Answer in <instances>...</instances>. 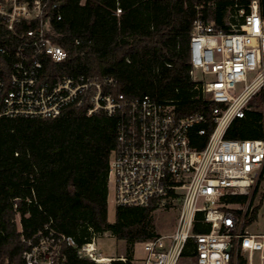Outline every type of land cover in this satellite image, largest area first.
Listing matches in <instances>:
<instances>
[{
    "label": "built area",
    "instance_id": "1",
    "mask_svg": "<svg viewBox=\"0 0 264 264\" xmlns=\"http://www.w3.org/2000/svg\"><path fill=\"white\" fill-rule=\"evenodd\" d=\"M235 6L228 12V30L194 21L191 75L211 112L178 116L173 104L149 94L110 92L111 77L48 78L44 58L61 62L68 55L52 38V16L62 17L59 4L0 0V117H54L71 105H86L89 115L118 113L117 147L109 164L116 205L180 202L175 230L143 242V264H264V231L256 230L264 217V12L260 0ZM196 71L202 75L196 77ZM236 119L253 122L245 137L227 136ZM195 129L208 135L203 147L193 144ZM98 237L92 234L79 246V256L95 264L127 260L104 256ZM63 239L51 231L24 252L27 264H66ZM67 241L75 245L71 237Z\"/></svg>",
    "mask_w": 264,
    "mask_h": 264
},
{
    "label": "trees",
    "instance_id": "2",
    "mask_svg": "<svg viewBox=\"0 0 264 264\" xmlns=\"http://www.w3.org/2000/svg\"><path fill=\"white\" fill-rule=\"evenodd\" d=\"M248 1L49 0L62 15L52 16L53 41L68 55L61 62L44 58L46 76L111 77L112 93L149 94L173 104L178 116L210 115L211 104L191 75L194 21L228 30L229 10ZM120 120L104 110L89 115L86 105H71L54 117H0V264H27L24 252L51 231L65 238L60 251L66 264H95L79 256L78 247L107 232L128 244L127 260L110 264H132L135 244L160 235L152 219L156 201L116 205L115 220H109V164ZM252 123L236 119L227 136L245 137ZM206 126L210 132L213 121ZM191 137L197 147L208 139L196 129ZM188 244L192 251L194 242Z\"/></svg>",
    "mask_w": 264,
    "mask_h": 264
},
{
    "label": "rangeland",
    "instance_id": "3",
    "mask_svg": "<svg viewBox=\"0 0 264 264\" xmlns=\"http://www.w3.org/2000/svg\"><path fill=\"white\" fill-rule=\"evenodd\" d=\"M202 74L196 71L195 76L200 77ZM252 79V76L249 80ZM115 190H114V178L109 179V220H115ZM170 203V204H169ZM181 204L178 200H166L159 205L152 213V219L155 226V230L160 235H168L172 233L177 225L178 215ZM263 210V209H262ZM256 230L264 231V217L260 218L259 224ZM97 246L100 252L104 256H118L126 255L128 251V244L126 241L117 239L110 233H104L97 238ZM146 255L143 242H137L134 246L133 257L134 264H143V259ZM185 264H192L190 260H187Z\"/></svg>",
    "mask_w": 264,
    "mask_h": 264
}]
</instances>
